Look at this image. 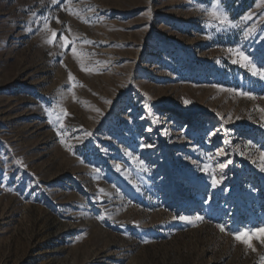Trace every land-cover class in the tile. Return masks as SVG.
I'll use <instances>...</instances> for the list:
<instances>
[{"label":"rangeland","instance_id":"1","mask_svg":"<svg viewBox=\"0 0 264 264\" xmlns=\"http://www.w3.org/2000/svg\"><path fill=\"white\" fill-rule=\"evenodd\" d=\"M214 3L0 0V264H264L233 235L264 226V79L227 51L264 70V0L227 32Z\"/></svg>","mask_w":264,"mask_h":264},{"label":"snow or ice","instance_id":"2","mask_svg":"<svg viewBox=\"0 0 264 264\" xmlns=\"http://www.w3.org/2000/svg\"><path fill=\"white\" fill-rule=\"evenodd\" d=\"M222 2L223 0H216V3L213 4V7L208 10V14L210 18L217 22L218 25L217 31L219 32L237 30L238 24L233 23L230 20L229 16L227 15L226 11L219 8L220 3ZM249 18H250L249 16L244 17V19H249ZM55 37H56V33L53 31L52 36L48 39L47 42L53 43ZM60 39L63 41L64 46H67L70 43L67 37L61 36ZM227 51L229 53H234L236 56H238V59H234L232 61L233 63H240L243 67L248 68L253 76H259L261 79H264V70L257 69L255 63H253L249 59V56L245 55V51H241L240 48H232V47H229ZM72 52L74 55L76 54V49L74 47L72 48ZM82 70H87V69L82 68ZM72 79L73 77L71 73H69V80ZM237 94L243 96H250V93L248 92H238ZM185 103H188V101H185ZM261 111H264V109H262ZM61 142L63 143L64 141L62 140ZM143 146L144 145H142V147ZM261 159L264 160V152L261 153ZM219 167L220 169H223L225 165L220 164ZM117 170L119 171V165H117ZM203 170L207 172V166ZM262 170H264V168H262ZM220 179H223V176H221ZM211 183L213 187H216L220 183V181L216 179L215 175H213ZM173 218L176 219L177 217H173ZM178 218L182 221H189V222H191V220L193 219L192 217L189 216H179ZM195 219L202 220L203 217L196 216ZM219 227L221 231L225 230V226L220 225ZM233 235H234V239H236L238 242L243 243L246 247L255 251L251 242L253 239H255L264 243V226L251 230H243V231L233 230Z\"/></svg>","mask_w":264,"mask_h":264},{"label":"bare ground","instance_id":"3","mask_svg":"<svg viewBox=\"0 0 264 264\" xmlns=\"http://www.w3.org/2000/svg\"><path fill=\"white\" fill-rule=\"evenodd\" d=\"M169 111V110H168ZM171 115V114H170ZM21 115H18L17 117H20Z\"/></svg>","mask_w":264,"mask_h":264}]
</instances>
